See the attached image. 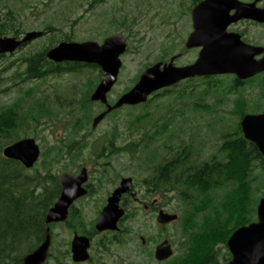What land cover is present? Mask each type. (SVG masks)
I'll return each instance as SVG.
<instances>
[{
  "label": "trees",
  "instance_id": "trees-1",
  "mask_svg": "<svg viewBox=\"0 0 264 264\" xmlns=\"http://www.w3.org/2000/svg\"><path fill=\"white\" fill-rule=\"evenodd\" d=\"M199 1L191 0V7ZM18 25V13L9 7L5 12L2 11L0 36H21L24 32ZM42 35L48 36V45L42 48L21 51L19 57L13 60L9 59L11 55H0V59L4 60L0 71V264H22L24 256L44 240L48 227L45 215L61 191L59 173L66 169L68 163L76 164L80 159L78 154L81 148L74 149L76 144L83 141L78 138V132L90 125L95 112L91 108L93 102L90 94L102 76V71L95 64L69 61L57 63L49 60L46 56L49 48L61 41L73 40L67 32L50 26L42 30ZM93 72L80 100L77 103L71 100L64 103L70 114L79 113L73 120L71 130L61 140L41 150L39 159L32 168H25L19 161L3 156L4 146L28 137L30 131H35L43 123L52 122L56 115L49 107L50 101L45 96L36 95L38 90H33L34 86L54 76ZM137 79L138 76L136 81ZM34 81L37 82L30 90L25 91L26 95L17 96L8 102L1 100V97L9 93L10 88H18L21 82ZM197 85L203 86L202 95H215L220 100V106L224 105L228 95L233 94V104L229 111L232 122L228 127H221L223 129L218 133L216 149L203 158L198 153L196 142L182 140L175 146H165L166 142H163V152L167 153L164 157L163 152L158 149L150 150L154 141L173 125L170 119L168 124H152L151 109L161 105V101L167 97L174 98L173 101L181 97L198 98L201 94L194 95V87ZM245 88L261 92L251 102L243 95ZM152 101H156L153 108L149 106ZM193 104L200 111L196 108L197 102L194 101ZM99 105L104 109L101 103ZM139 106L143 110L130 119L127 128L137 124L134 131L143 129L144 136L137 141H121L130 146L134 144L132 147L137 151L142 143L140 151L145 153L144 165L139 167L140 171L146 172L141 179L142 183L156 187L157 192L162 190L165 195L172 194L179 201L178 209L176 208L179 218L173 223H176L179 230L180 252L159 263L225 264L231 258L226 245L228 237L236 228L256 220V207L264 194V156L253 142L243 136L240 127V119L244 114L251 113L249 111H264V77L242 81L233 75L224 74L189 79L154 93ZM130 107L135 109L136 106ZM117 110L114 109L107 116ZM184 117L182 114L181 118ZM114 129L117 130L116 127ZM117 134L115 137L111 134L106 139L109 151H115L111 148L116 137L123 139L120 132ZM182 134L186 133L183 131ZM31 136L36 140V134L31 133ZM81 137L84 138V135ZM117 148L118 151L125 150L124 146ZM70 152L72 154L68 159ZM81 211L73 207L64 222L49 225L51 245L45 264H49V260L56 264H68L69 240L57 245L54 238L56 234L53 232L56 226L64 225L71 232L77 231L89 237L94 235L95 219L86 220ZM102 238L111 242H124L123 236L119 234H114L113 237L102 235ZM149 240L152 241L150 237ZM152 255L153 252H149V256Z\"/></svg>",
  "mask_w": 264,
  "mask_h": 264
},
{
  "label": "rangeland",
  "instance_id": "rangeland-1",
  "mask_svg": "<svg viewBox=\"0 0 264 264\" xmlns=\"http://www.w3.org/2000/svg\"><path fill=\"white\" fill-rule=\"evenodd\" d=\"M98 1L0 0V14L9 7L18 13V27L24 33L42 31L50 26L67 32L75 42L93 40L101 43L106 36L121 32L126 38L127 49L120 56L122 65L118 78L107 95L110 104H114L121 94L135 84L136 77H139L141 72L147 68L146 66L157 61L168 62L172 56L176 58L174 61L176 65L187 64L196 58V50L185 47L186 39L191 31V0H103L102 3ZM47 37V35H42L29 41L23 48L8 53L11 55L9 59L13 60L19 57L21 51L48 45ZM3 63L4 60L0 59V71ZM92 75L94 72L54 76L37 86H34L37 81L21 82L18 88H10L9 93L1 97V100L8 102L17 96L26 95L25 91L34 86L33 90H38L37 96H45L50 101L49 107L56 112L52 122L43 123L35 131H30L28 136L30 137L31 133L36 134L37 143L41 150H45V147L52 146L71 130L73 120L79 113L70 114L69 108L64 103L68 100L77 103L87 88V80L91 79ZM263 77L264 75L258 79ZM224 81L228 82V80ZM194 88V95H199L204 90L202 85H197ZM259 92L261 91L257 89L252 92L245 88L243 95L252 102ZM173 99L167 97L161 101V105L151 109L153 110L152 124L159 126L169 122L170 119L173 121L171 123L173 125L164 131V134L156 139L149 149L161 151L163 142H166L168 146H173L178 141L190 142L192 140L196 142L195 145L198 146L197 150L201 157L205 158L216 149L219 142V131L228 127L232 122L229 111L233 104V94L228 95L223 106H220V100L215 95L201 94L198 98L181 97L175 101ZM194 101L197 102L196 108H199L200 111L194 108ZM92 102L91 108H94L95 112L90 125L78 132V138L83 140L81 143L85 142L88 145L80 149L78 163H68L66 169L59 173L60 175L63 172L77 174L83 165L89 170L90 180L95 184L97 181L99 182L95 194L76 202L88 221L96 218L104 197L108 195L106 192L111 190L120 175L133 177L139 186H141L140 179L146 175V172L140 171L139 167L144 165L145 153L140 151L142 143L137 151L132 147L134 144L130 146L121 141H137L144 136L143 129L134 131L137 124L127 128L130 119L143 108L136 105L135 109H130V106L124 105L118 108L116 113L108 115L94 124L95 116L103 111V107L99 105V102ZM155 105L156 101L149 104L151 108ZM182 114L185 116L184 118H181ZM218 121L220 122L215 124ZM115 127L117 130L114 129ZM183 131L186 134H182ZM118 132L123 139L116 137L113 144L124 146L125 150L109 151L106 139L111 134L115 137ZM83 135L84 138L81 137ZM102 153L107 155L104 156ZM65 161H67V157ZM108 161L109 163H106ZM155 196L161 202L165 201V209L168 212L178 213L176 208L178 209L179 201L174 195H166L165 198L161 195ZM152 198L151 196L150 199ZM125 225L128 226V232L121 234L124 242L111 244L107 251L103 249L95 251L94 240L93 264H160L153 255L149 256V252H153L155 245L164 237L172 243L173 255L179 254V230L176 223H169L165 225L164 229H161L160 227L164 226L157 224L155 215L151 214L149 210L139 209L125 221ZM53 232L56 234L54 238L57 245L68 240L70 242L72 232L66 226L58 225L53 229ZM139 236L146 239V245L141 243ZM148 237L152 241H148ZM68 248L70 250V243ZM49 264L56 263L49 260ZM68 264H76L71 260V254Z\"/></svg>",
  "mask_w": 264,
  "mask_h": 264
},
{
  "label": "water",
  "instance_id": "water-1",
  "mask_svg": "<svg viewBox=\"0 0 264 264\" xmlns=\"http://www.w3.org/2000/svg\"><path fill=\"white\" fill-rule=\"evenodd\" d=\"M240 0H201L191 9L192 31L186 39V47H200L196 60L188 65L177 66L174 57L169 62H157L144 69L135 84L120 95L114 104H110L107 94L116 83L122 65L120 56L125 52L127 43L122 33H114L101 43L93 40L82 42L61 41L46 51L53 62H82L99 66L103 75L90 95L92 101L100 102L106 109L94 118V124L105 115L123 105H137L147 100L153 92L174 85L195 76L234 74L244 80L264 71V56L254 60L261 49L243 43L237 33L227 32L228 25L242 18L264 21V8ZM234 10L233 14L230 11ZM42 35L41 31L26 32L24 36H0V55L12 53L27 42ZM243 136L253 142L264 156V111L247 113L240 119ZM4 157L19 161L25 168H32L38 161L40 146L33 137L20 138L2 149ZM87 172L82 169L77 175L63 172L60 175L61 191L54 204L45 215L48 225L44 240L26 254L22 264H45L51 245L49 225L64 222L74 201L87 192L83 183ZM131 178L124 177L120 185L108 196L96 218V231L118 229V221L124 214L119 206L122 193L130 185ZM178 219V215L160 210L157 222L168 224ZM90 238L87 235L73 233L70 241V254L73 262H82L89 258ZM231 258L225 264H264V194L256 207V220L236 228L226 241ZM173 249L168 238L158 243L154 258L158 261L168 259Z\"/></svg>",
  "mask_w": 264,
  "mask_h": 264
},
{
  "label": "flooded vegetation",
  "instance_id": "flooded-vegetation-1",
  "mask_svg": "<svg viewBox=\"0 0 264 264\" xmlns=\"http://www.w3.org/2000/svg\"><path fill=\"white\" fill-rule=\"evenodd\" d=\"M240 1H242L244 3H252V2H255L254 5L256 7H258V8H264V0H240ZM233 13H234V10H231L230 11V14H233ZM226 30H227V32L237 33L239 35L240 40L243 43L261 49V52L260 53H257V54L254 55V57H253L254 60H258V59H260V58H262L264 56V21H258V20L249 19V18H242V19H239L237 21L231 22L228 25V27H227ZM191 31H192V20H191ZM185 47H186V45H185ZM187 49H192V48H187ZM193 49L196 50V55L195 56L197 58L198 57V54H199L200 47H193ZM196 58L193 61H191V62H189L187 64H183V65H188V64L193 63L196 60ZM157 62H159V61H157ZM263 75H264V71H261L258 74L253 75L252 77H249V78L244 79V80H249L250 78H259V77H261ZM198 77H201V76H195V77H192V78H189V79H195V78H198ZM189 79H185L183 81H180V82L176 83V85L177 84L184 83V82L188 81ZM162 89H165V88H161L158 91H160ZM158 91H156L154 93H157ZM104 109H105V106H104ZM87 145L88 144H83V143L76 144L74 149H76V148L83 149ZM106 146H109V145H106ZM112 146L113 147L111 148V150H115L114 152H116V151L119 150L117 147H120V146H115L114 144ZM165 146H168V145H165ZM160 152H163V148L161 149ZM71 154H72L71 152L68 154V159H69V156H71ZM102 154L104 156L107 155V154H104V153H102ZM165 155H167V153L164 151L162 157H164ZM96 156L98 157V154ZM106 163H109V161L106 162ZM82 169H85L86 172H87V179L83 183V187L86 188L87 192H86V194L84 196L76 199L74 201L73 205L70 207V209L73 208V207L74 208H79L76 205V202H79L81 199H83L85 197H88V196H92V194H95L96 187L99 184L98 181H97V184H95V182H92L90 180V177H89V174H88L89 170L87 169L86 166H83L82 165L81 168H80V170H79V172ZM71 174H73V173H71ZM77 174H73V175H77ZM124 177H130L131 180H132V182H131V185H130L129 189L125 193H122V195L120 197L119 206L124 209V214H123V216L118 221V229H116V230H104V231L98 232V231H96V229L94 227V229H95L96 232L94 233V235L92 237H89L88 236L90 238V245H89V248H88L89 258L87 260H85V261H82V262H75L76 264H83V263L84 264H93V262H94V259H93L94 256L92 257V251H93L94 248H92V247L94 246V240H95V246H96L95 251L96 250L102 251V249L105 250V251H107L109 249L110 245L111 244H115L116 241L111 242V240H108V239L105 240L104 238H102V235H105V237L107 235H109L110 237L111 236L113 237L114 234L121 235V234L127 233L128 232V226L125 225V221L128 220L131 216H133V214L137 210H139V209H141V210L142 209L143 210L144 209L145 210H149L151 212V214L155 215L156 222H157L158 212L160 210L167 211L165 209V204H164L165 201L164 202H161L155 196V195H161L163 198H165L166 197L165 192H163L162 190H158V192H157L156 191L157 190L156 187L145 185V183H142V181H141V179H143V178L140 179L141 186H139L137 184V182L134 180L133 177H131V176H121V175H120V177H118L117 182L112 185L111 190H108L106 192V194H108V195L106 197H104V200L102 202L103 204L100 207V210L106 204V201H107L108 196L113 192L114 189H116L120 185V181ZM151 196L153 197L152 199H150ZM131 209H132V211H131ZM100 210L98 212H100ZM68 216H69V214H68ZM97 216H98V214H97ZM97 216H96V218H97ZM96 218H95V221H96ZM173 222H175V221H173ZM170 223H172V222H170ZM157 224L158 225H161V226H164V227H160L161 229H164L166 227L165 225H167V224H160L158 222H157ZM74 232H77V231H73L72 232V236H73V233ZM83 235H85V234H83ZM139 238L141 239V243L142 244L145 243V245H146V243H147L146 242V239L143 236H139ZM165 238L166 237L162 238L158 243H160ZM103 244H105V245L103 246ZM156 245H155V247H156ZM171 246H172V243H171ZM155 247H154V250H155ZM172 249H173V247H172ZM173 251H174V249H173ZM153 257H154V251H153ZM165 260H167V259H165ZM165 260H163V261H165ZM156 261H158V260H156ZM163 261H158V262H163Z\"/></svg>",
  "mask_w": 264,
  "mask_h": 264
}]
</instances>
